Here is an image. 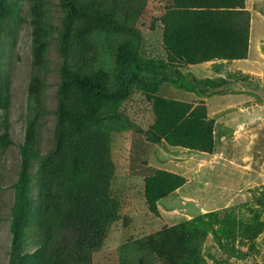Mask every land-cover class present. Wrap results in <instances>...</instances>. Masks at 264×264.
Here are the masks:
<instances>
[{
	"label": "trees",
	"instance_id": "16d2710c",
	"mask_svg": "<svg viewBox=\"0 0 264 264\" xmlns=\"http://www.w3.org/2000/svg\"><path fill=\"white\" fill-rule=\"evenodd\" d=\"M245 2L169 0L157 19L162 26L165 58L142 60L137 52L140 34L133 25L124 23L137 19L141 0H0V150L12 145L7 119L11 89L1 75L2 48L7 36L23 22L20 14L24 6L31 34L25 131L19 146L17 178L11 185L8 264L93 263V255L102 248L111 224L120 218L118 202L110 190L115 174L111 133L127 128L116 126L118 121L113 112L136 85L146 95L151 92L150 87L155 91L156 83L165 81L160 79L169 76L174 63L185 67L215 59H245L250 28V12ZM53 11L59 14L57 22L51 18ZM112 31L123 36V41L114 46L119 86L109 90L102 65L103 52L95 35ZM53 43L59 58V80L52 147L43 154L39 130L48 110L42 73L47 69ZM179 70L173 72L177 85L182 76ZM149 76L157 82L149 84L146 80ZM192 82L195 88L201 82L208 85L204 89L199 87L204 92L221 85L220 81ZM190 85L191 81L185 80L178 87L194 90ZM152 113L154 122L145 134L149 141H165L169 147L198 154L215 153V121L208 117L203 101L194 104L156 95ZM182 183V177L162 169L146 177L144 198L149 211L156 214L157 202ZM260 189L264 191V186ZM255 201L264 205L260 198ZM234 210L199 214L191 221L149 236V243L144 245L158 251L166 264H208L201 255V247L212 235L222 255L237 258L240 251H226L236 240L235 233L240 235V243L243 240L251 243L259 234L261 222L254 218L236 221L232 217ZM33 228L37 229L39 239L33 252L28 253ZM235 228L240 229L235 232ZM153 240L171 242L159 248L152 245ZM209 259L214 258L210 255Z\"/></svg>",
	"mask_w": 264,
	"mask_h": 264
},
{
	"label": "rangeland",
	"instance_id": "374dc122",
	"mask_svg": "<svg viewBox=\"0 0 264 264\" xmlns=\"http://www.w3.org/2000/svg\"><path fill=\"white\" fill-rule=\"evenodd\" d=\"M168 1L141 0L142 8L137 19L124 20V23L133 25L140 34L137 52L142 60L165 58L161 45L162 26L157 19L164 12ZM245 7L251 8L253 13V34L261 35L262 38L251 41L249 60L241 62L239 67H249L248 62L251 66L256 64V70H253L257 75L251 78V82L247 80L248 77L245 80L239 77L240 93L230 98L228 94H220L215 89L211 92L215 97L214 100H209L207 107L211 113H223L225 110L227 117L223 121L228 126L222 129L226 138L222 143L220 141L214 155L207 156L179 147H169L165 141L153 143L146 138L145 134L154 122V96L170 99L183 97L174 88L176 74L173 73L184 67L181 63L170 66L172 72L169 76L160 79L165 80L164 82H157L149 76L147 82L151 85L157 82L158 85L155 91L150 87L148 95L138 85L133 87L128 98L113 112L118 121L115 122L116 126L127 128L111 133L115 174L110 190L112 197L118 202L120 218L111 224L102 248L93 255L92 264H166V260L159 258L158 251L145 247L144 244L149 243V236L191 221L199 214L226 208L235 209L232 217L236 221L254 218L261 222L259 234L251 243L244 240L240 243V235L235 233L236 240L226 251H240L236 253L237 258L222 255L215 238L208 235L201 247V255L208 264L224 261V264H264V205L255 201V198L264 200V191L260 189L264 186V0H246ZM20 15L24 18L23 22L13 34L7 36L2 48L1 75L4 82L10 83L11 89L7 119L12 145L0 150V264H8L9 258L10 210L13 203L11 185L17 178L20 162L19 146L24 137L27 85L31 75V34L25 6ZM58 16L53 11V22H57ZM95 40L103 52L102 65L107 87L114 90L119 86L115 77L114 46L123 41V36L112 31L108 34H96ZM47 58L48 66L42 76L47 86L45 100L48 113L39 130V144L43 154L52 147L53 111L59 80V58L54 43ZM194 70H187L185 73L193 75ZM194 76L199 77V74ZM181 77L191 81L189 87L195 86L190 76L189 79L186 75ZM201 84L202 88L209 87L203 82ZM250 86H253L254 95L248 91ZM210 90L212 89L207 92ZM227 106L232 107L227 109ZM219 118L222 120V117ZM35 168L34 165L31 171L33 174ZM158 169L182 177L183 183L157 202V213L154 214L149 211L144 198V179ZM36 192L35 187L34 193ZM197 228L200 229L199 226ZM239 229L235 228V232ZM30 234V242L26 248L28 253L33 252L39 239L36 228ZM169 242L171 240L164 243L153 240L152 245L160 248ZM210 255L214 259H209Z\"/></svg>",
	"mask_w": 264,
	"mask_h": 264
},
{
	"label": "crops",
	"instance_id": "0c3cea01",
	"mask_svg": "<svg viewBox=\"0 0 264 264\" xmlns=\"http://www.w3.org/2000/svg\"><path fill=\"white\" fill-rule=\"evenodd\" d=\"M248 10L250 12V28H249V36H248V54H247V57L245 59L233 60V61L215 59V60H211V61H207V62H203V63H199V64L187 65L183 68H180V70H179L180 74L186 75V78H188V79L190 76V78H192L193 81H202V80H210V81H217V82L220 81L221 85L219 87H217L215 90H217V92L220 94H228L229 98L232 96H235L236 94H239L240 91H238V90L241 87L239 77L243 78L244 80H245V78L248 77L247 80L249 82H251L252 81L251 78L253 76L257 75L256 72L253 70V69L256 70V64L251 66L250 62H248L249 67H242V68L239 67V64L241 62H245V61L249 60L251 41L252 40L259 41V39L262 38L261 35H254L253 34V29H254L253 13L251 12V8ZM237 64H238V66H237ZM191 69H195L194 74H196V73L199 74V77H195L194 74L191 75V74L185 73V71L191 70ZM231 73H234V74H231ZM240 75H243V76H240ZM185 80H186L185 78L181 77L180 81L177 80V82L180 84L181 81H185ZM179 84L177 85V83H176L174 85V88L178 92V94H181L183 97H181V96H180V98L171 97V99L179 100V101H185V102L194 103V104H196L200 101H203L206 106L210 104L209 100H214L215 96L212 95L213 93H211L214 90H212L210 92L201 91V90H199V87H200V89L202 88V86H200L201 84H199L197 88L194 87L195 88L194 90H192V89L188 90L187 88L186 89H180L178 87ZM252 87L253 86L248 87L249 88L248 91H249V93L254 95V92L252 93V91H253ZM202 89H204V88H202ZM203 93H204V95H202ZM178 94L176 96H178ZM229 100H232V98ZM230 107H232V106H227V109H230ZM207 109H208V107H207ZM225 116L227 117L225 110L223 113H211L208 109V117L215 121V126H216L215 132H214L215 142H216V151H218L217 148H218V144L220 143V141L222 143L226 138V136H224V134H222L223 133L222 129L228 127L227 124H225V121H223ZM219 117H222V120H220ZM235 129H234V131H235ZM172 149H174V148H172ZM204 155H207V154H204ZM212 155H214V154H212ZM212 155H207V156H212Z\"/></svg>",
	"mask_w": 264,
	"mask_h": 264
}]
</instances>
